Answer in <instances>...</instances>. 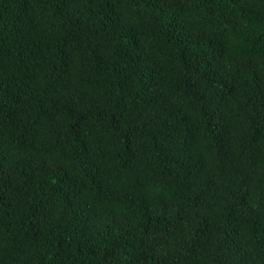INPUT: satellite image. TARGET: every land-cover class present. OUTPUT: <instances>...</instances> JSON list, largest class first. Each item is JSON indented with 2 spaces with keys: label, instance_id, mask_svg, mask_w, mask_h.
<instances>
[{
  "label": "trees",
  "instance_id": "trees-1",
  "mask_svg": "<svg viewBox=\"0 0 264 264\" xmlns=\"http://www.w3.org/2000/svg\"><path fill=\"white\" fill-rule=\"evenodd\" d=\"M0 264H264V0H0Z\"/></svg>",
  "mask_w": 264,
  "mask_h": 264
}]
</instances>
